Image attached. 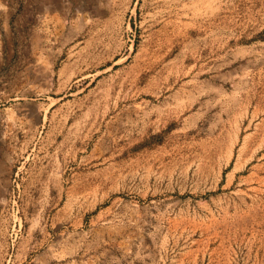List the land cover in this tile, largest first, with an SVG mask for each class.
Wrapping results in <instances>:
<instances>
[{
	"label": "rangeland",
	"instance_id": "rangeland-1",
	"mask_svg": "<svg viewBox=\"0 0 264 264\" xmlns=\"http://www.w3.org/2000/svg\"><path fill=\"white\" fill-rule=\"evenodd\" d=\"M0 264H264V0H0Z\"/></svg>",
	"mask_w": 264,
	"mask_h": 264
}]
</instances>
